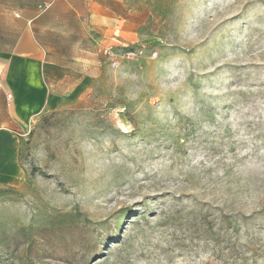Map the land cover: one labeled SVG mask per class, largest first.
I'll list each match as a JSON object with an SVG mask.
<instances>
[{
	"label": "rangeland",
	"instance_id": "1",
	"mask_svg": "<svg viewBox=\"0 0 264 264\" xmlns=\"http://www.w3.org/2000/svg\"><path fill=\"white\" fill-rule=\"evenodd\" d=\"M37 15L53 89L0 160V264H264V0ZM110 35L143 55L111 67Z\"/></svg>",
	"mask_w": 264,
	"mask_h": 264
},
{
	"label": "crops",
	"instance_id": "2",
	"mask_svg": "<svg viewBox=\"0 0 264 264\" xmlns=\"http://www.w3.org/2000/svg\"><path fill=\"white\" fill-rule=\"evenodd\" d=\"M47 1L17 0L10 6L0 0V160L8 163L10 175L18 167L21 130L48 106L53 89L47 78L53 61L48 59L50 49L42 43L46 25L37 15L38 2ZM90 5L98 25L110 33L111 26L102 27L108 20L97 16L106 7L97 2ZM107 9L112 14V8ZM111 38L103 36L102 40L108 42Z\"/></svg>",
	"mask_w": 264,
	"mask_h": 264
},
{
	"label": "built area",
	"instance_id": "3",
	"mask_svg": "<svg viewBox=\"0 0 264 264\" xmlns=\"http://www.w3.org/2000/svg\"><path fill=\"white\" fill-rule=\"evenodd\" d=\"M49 3H45L44 5H40V8H47L49 7ZM99 52L104 54L110 61L111 67H118L120 65L121 59H138L143 55V47L142 48H135V47H129L124 46L121 48H117L112 42H108L105 44H102L99 47ZM158 51H154L151 53L150 57L154 58L158 56ZM9 99L11 100L12 97L9 95Z\"/></svg>",
	"mask_w": 264,
	"mask_h": 264
}]
</instances>
